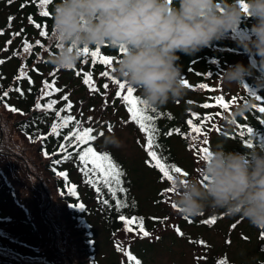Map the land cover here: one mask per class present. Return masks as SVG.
Segmentation results:
<instances>
[{
  "label": "trees",
  "instance_id": "obj_1",
  "mask_svg": "<svg viewBox=\"0 0 264 264\" xmlns=\"http://www.w3.org/2000/svg\"><path fill=\"white\" fill-rule=\"evenodd\" d=\"M56 2L58 0H52L46 6L50 15L42 17L40 15L42 9L39 6V0H12V3H9L8 0H0V32L3 33L0 34V60L4 61L0 64V130L3 140L0 146H3V144L5 146L1 147L0 150H3L6 155L17 157L18 153H13L10 148H6L5 129L9 130L11 135L16 133L20 136L19 139L31 153L40 179L54 193L56 201L60 205L59 213L74 246L75 264H130L127 256L123 260L118 258L115 250L117 243H122V241H118V238L124 240L129 235L131 237L128 239L133 240L141 237L135 232H126L124 222L120 221L118 216L123 214L127 217H144V229L149 233L157 228L163 218L143 213L142 205L135 193L138 185L136 182L139 181L140 183L141 180L139 177L134 178L131 175V170L126 165L121 153L114 147H102L101 140L108 132L109 125L112 128L117 125L119 117L129 127L137 140L142 139L143 147L146 143L145 134L139 130L134 122L129 120V113L124 101L115 96V92L119 90L118 86L101 75V72L109 71L110 75L113 76L112 66L120 55L117 50L107 47L100 49L101 56L113 58L110 68L107 62H100L99 60L97 64L93 65L91 57L88 58L87 63L82 62L85 59L83 58L76 68L71 71H56L49 65L47 56L51 49L49 48L48 36L52 23V8ZM9 17L13 19L10 21ZM29 17L32 18L33 22L29 21ZM253 22L250 17L242 18L237 29L226 33L219 40L212 41L207 47L201 48L192 55L177 53L180 57L177 63L180 65L181 76L190 85V87H186L187 94L182 100L171 102V105H165L163 108L158 109L156 113H151L149 110V114L156 117L155 125L159 130L155 140L160 147L156 151L165 158L166 163L175 164L188 174H196L199 171L198 165L201 161L196 149L206 148L208 150L222 138L227 140L225 144V150L227 151L241 152L248 147L264 150V113L258 111L259 107L264 106V74L254 68L250 75L242 79V85L238 88V92L228 97H225L222 93L214 95L213 91H209V89H213L214 78L225 64L234 55L245 54L237 41L244 38ZM36 24H40L41 28H37ZM41 30L47 31L48 35L45 37L39 36ZM14 33H20V35L17 36ZM37 39L41 41L42 48L35 44ZM8 41L12 42L9 44ZM25 41L33 45L31 54L23 52ZM13 52H16L17 55L13 56ZM247 58L250 62L249 54ZM258 59V57L255 58V60ZM22 64L27 65L24 69L27 77L17 79L20 75L18 70ZM34 69H38V71ZM77 72L80 74L77 75ZM85 72L92 73V82L96 87L95 91L90 90L89 86L83 83ZM29 79H31V83H29ZM45 80L49 84L55 80L56 87L63 89V92H52L49 89L50 94L43 95L42 82ZM104 83L109 84L108 89L102 88ZM202 84L207 85V88H201L200 85ZM17 88L24 94L21 95L20 92L16 91ZM4 92H8V95L4 96ZM125 93L126 89L122 92V95ZM65 94L69 96L72 108L70 112H62L61 118L65 115H73L80 122L81 128L90 127L93 129L91 134L96 136L97 139L89 141V144L98 152H107L124 173L122 186L127 191L124 193L117 192L116 199L122 200L127 204V207L115 210V202L107 194V189H103L102 186L98 185L102 188L101 194L109 200L108 206L100 204L97 200L95 188L84 182L83 173L80 171L78 161L75 159L56 165V171L54 172L51 160L44 156L43 150L51 153L59 144L67 143L63 140V136L75 128V122L72 121L66 127L59 129V136H51L46 141L38 139V137L50 132L53 122H60V118L55 116V112L64 108L68 103V101L61 99ZM109 94H112V96L110 97ZM135 95L139 96V93L136 91ZM215 96H219L221 99H213ZM248 97L256 99L255 107L246 112L243 118H234L230 128L222 127L223 121L219 120L220 114L224 115L226 109L220 107V105L222 103L228 104L227 110H230L239 100L246 102ZM257 98L262 100H257ZM52 100H56L57 103L50 110L35 108L38 101L44 105ZM205 103L213 106L204 108L202 105ZM5 105L20 111L12 112ZM98 109L103 115H106L104 118L99 119L89 115L97 112ZM21 112L23 115L20 114ZM192 113H196L200 117V120H194V123L199 125L203 121L201 134L199 135L192 132L187 125V121L193 119ZM88 117H92V119L88 120ZM205 117H209V119L205 120ZM176 128L181 130L180 134L173 132L171 136L165 135L168 130ZM194 136L195 140L193 139ZM29 137L32 138L31 141ZM205 137L208 141L206 144L203 142ZM72 143L75 146V142ZM193 145L196 147L194 148ZM85 146L87 145L75 146L72 155L75 156V152ZM179 150L188 151L191 154V160L185 158L184 155L179 153ZM143 151V163L147 172L151 173L155 184L153 191H151V199L155 206H159L163 199L172 193L165 191L171 187V183L161 179L162 174L159 173L158 169L145 164L148 157L145 149ZM61 170L68 174V182L76 186V197L66 195L65 179L56 174ZM5 188L6 190L11 189L0 173V191ZM62 193L65 194L62 195ZM4 202L0 197V251L12 254L25 264H48L40 256V248L44 246V243L42 245L43 238L25 214V210L20 207L17 220H12V215H9L10 213H8ZM212 216L217 218L215 224L205 225L201 222ZM153 217L157 219H151ZM225 217L227 216L223 215L222 212L214 211H210L209 214L205 212L194 218L188 217V220L181 215L176 227L180 229V232H182L183 225L203 229L205 232L213 229L218 230V227L222 224L220 223L221 220ZM227 219H230L231 223L222 231L224 243L219 250L208 239L201 237L199 231L197 236L190 238L193 247L201 249L200 254L197 256V264H220L221 261H225L226 264H238L230 258L227 246L231 242L232 235H235L238 231H243L246 226L249 227L250 232L255 233L256 258L264 256V231L257 230L246 220L239 217ZM189 220L192 222L189 223ZM8 222H10L9 230L10 228L13 229L11 232L4 226ZM233 225L236 226L233 227ZM182 233L184 235V232ZM245 235H242L244 240H246ZM143 240H135L133 246L128 245L127 251L135 256L141 264H146L145 256L150 249L149 243L144 244L142 243ZM199 241L204 243L200 244ZM55 246L57 247V245ZM106 247L108 248V254L105 255L106 252H101L104 257V262H101L98 250L106 249ZM55 253L54 255H62L59 251ZM18 260L8 258L7 260H1L0 264H19ZM131 264H134V261Z\"/></svg>",
  "mask_w": 264,
  "mask_h": 264
},
{
  "label": "clouds",
  "instance_id": "obj_2",
  "mask_svg": "<svg viewBox=\"0 0 264 264\" xmlns=\"http://www.w3.org/2000/svg\"><path fill=\"white\" fill-rule=\"evenodd\" d=\"M245 17L254 22L237 43L250 62L224 72L223 82L232 86L254 68L264 74V0H58L47 61L53 70L71 71L84 49L117 50L113 76L139 93L142 106L158 110L187 94L177 53L192 55L237 29ZM255 100H239L226 110L222 127L243 118ZM226 143L222 138L208 149L196 174L174 177L172 203L185 217L211 210L264 231V150L227 151ZM120 146L114 134L104 136L102 147Z\"/></svg>",
  "mask_w": 264,
  "mask_h": 264
},
{
  "label": "rangeland",
  "instance_id": "obj_3",
  "mask_svg": "<svg viewBox=\"0 0 264 264\" xmlns=\"http://www.w3.org/2000/svg\"><path fill=\"white\" fill-rule=\"evenodd\" d=\"M247 56L248 53L234 55L225 64L223 69L219 71V74L214 78V95L222 93V95L228 97L238 92V88L241 86L238 82L232 86H227L223 82L222 77L227 69L237 63L247 67L249 63ZM109 95L110 97L112 96V94ZM167 105H171V102ZM89 115H93L94 118L99 119L106 116L99 109L97 112L90 113ZM220 116L219 120L223 121V115L220 114ZM122 121L121 117H119L117 125L111 128V131H109L108 127V132L104 136L114 134L121 141V146L114 148L125 159L126 165L131 170V175L134 178L139 177L141 180L140 183L139 181L136 182L140 185H137L135 193L142 205L143 213L161 217L163 220L149 236L133 240L128 239L131 237L129 235L124 240L119 237L118 241H122V243H117V245L120 244L123 249L127 250L128 245L131 244L133 246L135 240L144 239L142 243H149L150 249L145 256L146 264H197V256L200 254L201 249L194 248L190 238L197 236L200 232L199 235L201 237L208 239L219 250L224 243L222 231L230 225L231 221L227 218L231 217L223 218L218 230L213 229L205 232L203 229H195L183 225L181 229L184 235H179L176 231V224L179 222L181 214L172 207V193L167 195L159 206L153 204L151 191H153L155 184L153 183L151 173L149 171L147 172L142 160L144 155L142 139L137 140L133 133H131L129 127ZM1 133L0 130V144L3 141ZM5 133L6 148H10L13 153L19 154L17 157H14L12 155H6L3 150H0V173L11 187L10 190H6L5 188L0 191V197L5 201L4 205L6 204L5 206L8 213H10L9 215H12V220H17L20 207L25 210V214L43 238L44 242L42 241V245L44 243V246L40 248V256L48 264H75L74 246L70 241V235L66 227H64L65 224L59 213L60 205L56 201V196L47 188L46 183L40 179L31 153L19 139L20 136L16 133H12L11 135V132L6 129ZM104 136L102 137V142ZM1 147H5L4 144ZM179 153L191 160V154L188 151L179 150ZM24 159L25 161H23ZM210 211H206V213L209 214ZM4 226L9 230L10 222L4 224ZM12 230L10 228L9 231L11 232ZM250 231L249 227L246 226L243 231H238L235 235H232L231 242L227 246L228 254L238 264H264V256L261 255L263 258H256V237L255 233ZM242 235H245L246 240L243 239ZM56 251H59L62 255H54ZM115 251L120 260L125 258L123 251H117V248ZM101 252H106L105 255L108 254V248L98 250L100 261L104 262V257ZM8 258L18 260V258L10 253L0 251V261L7 260ZM18 263L25 264L19 260Z\"/></svg>",
  "mask_w": 264,
  "mask_h": 264
},
{
  "label": "snow or ice",
  "instance_id": "obj_4",
  "mask_svg": "<svg viewBox=\"0 0 264 264\" xmlns=\"http://www.w3.org/2000/svg\"><path fill=\"white\" fill-rule=\"evenodd\" d=\"M9 3H12V0H8ZM52 2V0H39V6L41 7L42 11L40 12V15L42 17H48L50 15V12L47 10V5H49ZM23 7V5H22ZM13 18L9 17V20L11 21ZM30 22L32 21V18H28ZM37 28H41L40 24L35 25ZM46 27V25H45ZM0 34H3L0 32ZM14 35L19 36L20 33H14ZM48 33L45 30H41L39 32V36L45 37ZM12 41H8L10 44ZM36 45L40 46L41 48L43 45L41 44V41L39 39L35 42ZM33 49V45L28 43L27 41L24 42L23 45V52L31 54ZM122 51V50H121ZM101 50L100 48H96L95 50H89L84 49L83 50V57L85 58L83 63H87V60L89 57L92 58V64H97L98 60L100 62H107L108 67H111V64L113 62V58L109 56H101L100 54ZM17 55L16 52H13V56ZM4 63L3 60H0V64ZM27 67L26 64H22L20 69L18 70L20 75L17 77V79H22L27 77V73L24 71V69ZM37 70L38 69H34ZM80 73L77 72V75ZM101 75L104 77H107L111 82L118 86V89L115 92V96L121 98L124 101V104L127 107V112L129 113V120L131 122H134L141 132L145 134L146 143L144 145V149L147 153L148 159L145 160V164L156 168L159 170V173L162 174L161 179L170 182L171 187L166 189V192H173L174 191V177L179 174L181 176H186L188 173L184 170H182L180 167L176 166L175 164H170L165 162V158L158 154L156 149L160 147L158 143H156L155 137L158 134V129L155 125V119L156 117L152 114H149V110L142 106V101L139 99L138 95H135L136 90L130 87H126V85L120 81H118L114 76L110 75L109 71H103L101 72ZM93 77L92 73L85 72L83 83L85 85H88L90 90L95 91L96 87L95 84L92 82ZM31 79H29V83H31ZM43 88L42 92L43 95L47 96L50 94L49 89L52 92H63V89H60L56 87V81L53 80L51 84L47 80L43 81ZM183 83L186 87H190L189 82L184 79ZM201 88H207V85H200ZM103 89H108L109 84L104 83L102 85ZM126 89V93L122 95V92H124ZM16 91L20 92L21 95L24 93L17 88ZM209 91H214L213 89H209ZM8 92H4V96H7ZM61 99L68 101V103L65 105L64 108H61L59 111L55 112V116L57 118H60V122H53L50 128V132L48 134H45L43 136L38 137L40 141H46L51 136H59L60 131L59 129L62 127H66L69 122L74 121L75 122V128L74 130L70 131L67 135L63 136V140L67 143H62L57 146L55 150H53L51 153H49L47 150H43V154L46 158H49L51 160V163L53 165L54 172L56 171L55 166L61 165L64 161H72L75 159L78 161V164L80 166V171L83 173L84 176V182L88 185H91L95 188L97 193V200L100 204L104 206L109 205V200L105 198V195H102V188L107 189V194H109L112 198V200L115 202V210H119L121 208L127 207V204H125L122 200L116 199L117 192L124 193L127 191L125 187L122 186L123 181L122 177L124 176L123 171L120 169L119 165L113 161V158L107 153V152H98L95 150L91 144H89V141H93L97 139L96 136L92 135L93 129L90 127H80V122L76 120V117L73 115H65L61 118V113L64 111H69L72 108V103L69 100V96L67 94L63 95ZM215 100H220L221 97L215 96L213 97ZM257 100H262L260 98H257ZM57 103L56 100H52L48 102L47 104L42 105L39 101L35 104V108L38 110H50L54 107V105ZM210 105L208 103H205L202 105L204 108H209ZM5 107H9L8 105H5ZM220 107L227 110L229 107L228 104L222 103ZM255 107V106H254ZM9 110L12 112H18L19 109H16L14 107H9ZM151 113H156V109L150 110ZM258 111L260 113H264V106H261L258 108ZM23 115V113H20ZM193 119H189L187 121V125L191 128L192 132H195L196 134H201V129L203 127V121L199 125L194 123V120H200V117L197 116L196 113H192ZM88 120H91L92 117H88ZM205 120L209 119V117H205ZM112 126L109 125V131H111ZM173 132L180 134L181 130L179 128L176 129H170L168 130L165 135L171 136ZM191 134V133H189ZM30 141L32 140L31 137H29ZM195 140V136L193 137ZM75 142V146L79 145H87L85 147L80 148L78 151L75 152V156L72 155L73 148L75 147L72 142ZM205 144L208 142L207 138L205 137L204 141ZM195 148L196 146L193 145ZM198 152V155H200V158H202L205 154H207L206 148H200L196 149ZM56 174H58L61 177H64L65 179V188L67 189L66 195L76 197L77 196V188L75 185L68 182V174L64 171H59ZM98 185L102 186L99 187ZM65 193H62V195ZM134 206V205H133ZM82 207V206H81ZM173 208H175V205H172ZM118 219L122 222H124V229L126 232H135L137 235H139L141 238L147 237L150 235L148 231L144 229V217L139 216H132L127 217L123 214L118 216ZM151 219H157L155 217ZM166 219V218H165ZM186 220H188V217H185ZM217 218L215 216H212L208 219H204L201 222L205 225H211L216 223ZM189 223L192 221L189 220ZM236 225H233L235 227ZM176 231L179 235H183L182 232H180L179 228H176ZM200 244H203V241H199ZM117 251H123L124 255L127 256L130 264L134 261V264H141V262L136 259L135 256H133L130 252L123 249L122 246L117 245ZM220 264H226L225 261H221Z\"/></svg>",
  "mask_w": 264,
  "mask_h": 264
},
{
  "label": "water",
  "instance_id": "obj_5",
  "mask_svg": "<svg viewBox=\"0 0 264 264\" xmlns=\"http://www.w3.org/2000/svg\"><path fill=\"white\" fill-rule=\"evenodd\" d=\"M238 83H239V85H241V81H239Z\"/></svg>",
  "mask_w": 264,
  "mask_h": 264
}]
</instances>
